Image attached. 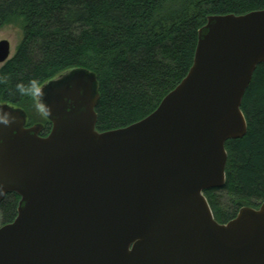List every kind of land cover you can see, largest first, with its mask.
<instances>
[{"label":"water","instance_id":"95a60500","mask_svg":"<svg viewBox=\"0 0 264 264\" xmlns=\"http://www.w3.org/2000/svg\"><path fill=\"white\" fill-rule=\"evenodd\" d=\"M0 41V67L11 59ZM264 64V10L215 15L193 64L154 112L99 132L96 75L77 68L42 84L44 123L0 103V264H264V202L221 224L205 197L226 182V142L242 139L243 97Z\"/></svg>","mask_w":264,"mask_h":264},{"label":"trees","instance_id":"16d2710c","mask_svg":"<svg viewBox=\"0 0 264 264\" xmlns=\"http://www.w3.org/2000/svg\"><path fill=\"white\" fill-rule=\"evenodd\" d=\"M259 10L264 0H0V29L20 21L23 32L15 55L0 67V103L27 113L42 84L82 68L97 79L96 129L129 126L154 112L185 78L207 17ZM241 111L247 133L225 144V185L205 192L221 224L264 202V64ZM42 123L46 135L50 124ZM215 192L225 193L229 204L221 205ZM18 202L12 193L1 202L2 226L14 221Z\"/></svg>","mask_w":264,"mask_h":264},{"label":"rangeland","instance_id":"374dc122","mask_svg":"<svg viewBox=\"0 0 264 264\" xmlns=\"http://www.w3.org/2000/svg\"><path fill=\"white\" fill-rule=\"evenodd\" d=\"M23 37V32H22V27L20 24V21H14L9 24L4 25L0 29V41L2 40H7L10 43V48H11V54L10 57L12 58L15 53L18 45L20 44L21 40ZM31 108L27 111L28 115V123L30 125H33L35 123H41L43 122L44 118L42 117V114L40 112V108L37 105L36 100H33ZM217 200L220 202L221 205L227 206L228 199L225 195V193L222 192H215ZM2 223V216L0 212V227Z\"/></svg>","mask_w":264,"mask_h":264},{"label":"flooded vegetation","instance_id":"af4514ba","mask_svg":"<svg viewBox=\"0 0 264 264\" xmlns=\"http://www.w3.org/2000/svg\"><path fill=\"white\" fill-rule=\"evenodd\" d=\"M43 136H45V135H43ZM2 226V225H1Z\"/></svg>","mask_w":264,"mask_h":264}]
</instances>
